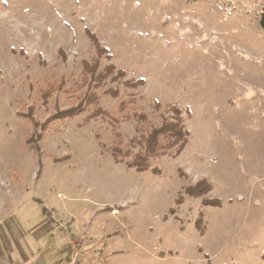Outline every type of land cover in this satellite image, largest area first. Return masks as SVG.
<instances>
[{
    "label": "rangeland",
    "instance_id": "374dc122",
    "mask_svg": "<svg viewBox=\"0 0 264 264\" xmlns=\"http://www.w3.org/2000/svg\"><path fill=\"white\" fill-rule=\"evenodd\" d=\"M263 11L264 0H0V264H264ZM88 30L109 49L95 74L83 69L97 57ZM93 92L83 112L55 116ZM168 102L189 132L181 154L157 173L115 161V130L137 153ZM202 178L211 190L187 194Z\"/></svg>",
    "mask_w": 264,
    "mask_h": 264
},
{
    "label": "trees",
    "instance_id": "16d2710c",
    "mask_svg": "<svg viewBox=\"0 0 264 264\" xmlns=\"http://www.w3.org/2000/svg\"><path fill=\"white\" fill-rule=\"evenodd\" d=\"M259 21L260 26L264 29V11L261 13ZM87 32L90 35L91 41H93L95 45L97 57H93L92 61L84 60L83 69L86 73L90 72L95 74L100 64V57L103 54H106L109 49L100 42V39L96 33L91 32L90 30H88ZM115 69L116 68L114 64H108L99 74L95 75L93 79H96L98 81L97 85H100L107 76L113 74ZM122 72V70H118L117 75L115 77H118L120 74H122ZM145 82L146 80L143 78L137 79L136 81H127V83L133 87L142 85ZM53 91V87H48L47 89H45V97L48 98L53 93ZM95 102H97V94L93 92L88 97L82 98L81 102L78 103V105L57 111L55 116L60 118L74 116L77 113L83 112L86 109V106L92 105ZM155 104L157 109L159 110L163 107L160 101H156ZM120 107L125 108L126 104H124L123 102L121 103ZM164 109L170 114V116L167 117L164 115L160 124H156L153 121H147L149 125L147 134L142 133L140 135V139L138 138V140L142 142V149L135 154L131 152L130 148L127 145H123L121 133L118 131V129L114 128L116 129L114 134L116 140H114L111 146V150L115 161H126L129 167L135 168L137 171L140 172L151 170L152 172L157 173L160 171L157 162L162 157L166 155L178 156L181 154V152L185 148L189 135L188 130L184 126L182 108L178 104L168 102L165 104ZM32 111H29L28 115L34 121L35 131L32 133V136L29 137V140H31L33 137H36L38 142L41 138L40 132H37L36 129L39 123L34 118ZM101 113L110 115L113 118V121L115 122L120 121L119 116L114 115L107 110H103L100 107H96L95 111L92 114L98 115ZM134 114L139 118V120H147V115L143 111L135 112ZM42 127L46 128V125H43ZM36 147L37 150L40 151V145L38 143L36 144ZM130 156L131 158L128 159V157ZM211 188L212 185L210 181L207 178H202L195 184L188 185L185 188V191L191 196L201 197L206 195L211 190ZM203 203L219 204L220 200L203 198Z\"/></svg>",
    "mask_w": 264,
    "mask_h": 264
}]
</instances>
